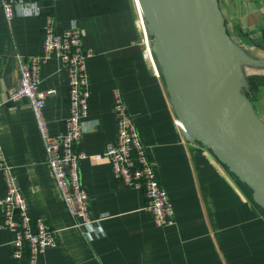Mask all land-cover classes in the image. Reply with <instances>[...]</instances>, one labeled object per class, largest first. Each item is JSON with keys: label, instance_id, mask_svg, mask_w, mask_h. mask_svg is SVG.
Here are the masks:
<instances>
[{"label": "crops", "instance_id": "crops-1", "mask_svg": "<svg viewBox=\"0 0 264 264\" xmlns=\"http://www.w3.org/2000/svg\"><path fill=\"white\" fill-rule=\"evenodd\" d=\"M136 1L37 0L41 13L55 17L57 34L75 24L92 52L86 62L89 109L78 150L96 156L115 141L118 92L171 200L175 221L165 227L153 223L142 191L121 184L107 160L88 158L80 162V176L88 191L90 221L76 227L48 165L31 106L26 100H7V90L20 82L21 60L42 54L41 19L18 12L8 22L0 4V143L29 215L43 217L56 230L58 245L45 251L43 261L264 264V209L209 148L182 134L164 77L143 54ZM217 1L221 13L233 10L234 48L246 51L264 70V0ZM257 77L253 90L249 78ZM68 83L62 61L50 56L39 88L54 90L44 109L52 136L66 132ZM243 83L264 122V73L248 74ZM5 194L0 170V198ZM1 224L0 210V264H20L11 256L14 233Z\"/></svg>", "mask_w": 264, "mask_h": 264}, {"label": "built area", "instance_id": "built-area-1", "mask_svg": "<svg viewBox=\"0 0 264 264\" xmlns=\"http://www.w3.org/2000/svg\"><path fill=\"white\" fill-rule=\"evenodd\" d=\"M0 4L8 22L18 12L24 16L36 15L41 19L42 54L21 60L20 82L7 90V100L13 103L26 100L31 106L48 165L69 214L76 220V227L90 221L88 191L80 176V162L87 158L94 163L107 160L121 184L142 191L146 209L157 227L173 224L175 220L171 200L157 177L155 162L141 141L132 116L118 92L115 93L113 106L117 121L115 141L108 143L104 153L96 156H88L78 150L89 109L90 81L86 62L92 53L83 43L82 31L74 24L64 34H57L55 17L41 13L37 0H0ZM136 8L142 31L143 54L160 75L150 35L137 1ZM52 55L60 58L69 80L66 132L58 136L49 133L44 115L46 101L54 94V90L39 88L42 66ZM176 122L183 134L182 123L178 119ZM0 170L6 186V194L0 198L1 227L14 233L10 242L11 256L21 261L20 264H45V251L58 245L56 230L48 226L43 217L32 218L29 215L27 199L16 183L1 143Z\"/></svg>", "mask_w": 264, "mask_h": 264}, {"label": "water", "instance_id": "water-1", "mask_svg": "<svg viewBox=\"0 0 264 264\" xmlns=\"http://www.w3.org/2000/svg\"><path fill=\"white\" fill-rule=\"evenodd\" d=\"M137 3L184 137L209 148L264 209V122L230 57L218 1L199 0L189 22L182 0Z\"/></svg>", "mask_w": 264, "mask_h": 264}, {"label": "rangeland", "instance_id": "rangeland-1", "mask_svg": "<svg viewBox=\"0 0 264 264\" xmlns=\"http://www.w3.org/2000/svg\"><path fill=\"white\" fill-rule=\"evenodd\" d=\"M232 11L233 10H230L229 13H221V19L223 23L222 26L224 28L228 41L231 45V46L229 45L230 53L234 57L235 64L237 63L236 62L237 58H241V57L245 58V61H246L245 66H241L239 70H240L243 80H246V77L248 74L259 75V74L264 73V70L262 69L263 67H261V64H259V62H254L255 59L250 58L249 54L247 55L246 51H244L243 53L242 50L239 51L234 48V13ZM256 79H259V78L258 77L249 78V83L253 90H254L253 81Z\"/></svg>", "mask_w": 264, "mask_h": 264}, {"label": "bare ground", "instance_id": "bare-ground-1", "mask_svg": "<svg viewBox=\"0 0 264 264\" xmlns=\"http://www.w3.org/2000/svg\"><path fill=\"white\" fill-rule=\"evenodd\" d=\"M199 6H200L199 5V0H182V11L184 13V17H185L186 21L189 22V18H190V16H191L192 13L193 14H196V13L199 12ZM229 54H230L231 59L234 62V57L230 53V48H229ZM236 62H237L236 65H237L238 69L241 66H245V63H246L244 57L237 58Z\"/></svg>", "mask_w": 264, "mask_h": 264}]
</instances>
